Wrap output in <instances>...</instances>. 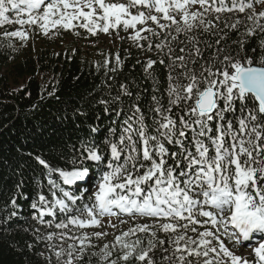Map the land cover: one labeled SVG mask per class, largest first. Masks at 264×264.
Returning <instances> with one entry per match:
<instances>
[{"label":"snow or ice","instance_id":"obj_1","mask_svg":"<svg viewBox=\"0 0 264 264\" xmlns=\"http://www.w3.org/2000/svg\"><path fill=\"white\" fill-rule=\"evenodd\" d=\"M10 12H15L14 19L9 18ZM226 12L246 14L252 23L247 35L257 29L264 33V0H231L230 4L229 0H0V25L21 26L20 30L3 33L6 38L26 40L29 33L23 30L24 25H37L47 35L57 26L75 29L73 22L82 20L79 27L92 35L108 33L121 25L124 31L131 28L134 32L129 39L141 48L143 44L138 42L147 41L149 51L153 48L150 37L163 35L154 46L158 53L167 49L168 106L165 108L161 98L153 95L155 134H149L143 112L133 104L132 115L125 119L118 139L103 141L107 152L95 141H81L79 149L73 146L70 170L53 169L36 157L50 176L58 173L63 185L74 186L75 190L50 178L52 199L39 194L31 204L38 211L34 219L52 226L44 216L56 215L58 209L64 219L54 226L64 230L69 225L81 229L99 226L105 216L152 220L116 237L112 248L119 244L122 249L117 258L111 259L113 252L107 244L101 253L93 252L101 264H127L133 258L137 264H264V56L254 61L225 52L221 42L227 33L220 35L219 24L236 29L244 23L240 19L231 24L222 21ZM24 14L27 19L22 18ZM199 31L219 37L210 57H205V51L213 45L194 34ZM180 35L186 42L173 47ZM116 61L120 63L118 54ZM108 62L106 59V66ZM155 63L149 59L146 71ZM121 89L131 96L126 85ZM173 109H179L176 118ZM91 131L99 129L92 127ZM110 132L114 135L116 130ZM166 145H176L178 150L170 152ZM93 178L95 184L91 183ZM12 204H16L15 199ZM201 228L203 231H199ZM138 232L150 235L148 247L140 248V239L125 242L126 237ZM158 232L168 236L170 252ZM221 236L237 244L254 241L258 245L252 249L256 259L250 262L234 254ZM54 237L73 241L67 248L48 245L57 264H82L92 247L86 233L75 236L68 231L53 232L44 239L52 241ZM157 248L163 253L159 261L153 258ZM47 259L52 264L51 257Z\"/></svg>","mask_w":264,"mask_h":264},{"label":"trees","instance_id":"obj_2","mask_svg":"<svg viewBox=\"0 0 264 264\" xmlns=\"http://www.w3.org/2000/svg\"><path fill=\"white\" fill-rule=\"evenodd\" d=\"M8 15L10 19L15 18V12ZM236 19L244 21L236 29L226 28L222 22L219 24L222 29L220 35L227 33L221 47L233 56L239 53L241 58L258 60L264 56V48L261 47L264 33L257 29L253 35L246 34V29L252 27V23L247 21L245 13L226 12L221 16V20L229 24ZM80 23L83 21L75 22V29L65 30L74 36L76 46L73 48L55 51L42 47L34 53L24 52L17 44V37L6 38L3 35L15 31L16 23L0 25V264H48V257H51L52 264H57L48 247L50 241L44 237L48 233L63 230L56 229L54 225L64 219V214L57 209L56 215L44 216L45 221H52V226L41 224L34 219L38 211L31 204L38 200L41 193L51 201L50 178L66 189L75 190V187L63 185L56 172L50 176L48 169L36 157L45 160L53 169L70 170L73 167V146L79 149L81 141L92 140L101 144L107 152L103 141L118 139L125 127V119L132 115L133 104L138 105L143 112L149 134H155L153 120L157 118V114L151 111L155 107L153 95L161 98L165 108L168 106L167 49L158 53L154 46L163 39V35L159 38L150 37L153 42L151 51L148 50L147 41L138 42L143 44L141 48L125 35L120 38L116 48L96 47L91 52L81 48V41L97 36L79 27ZM194 34L201 41L213 45L205 51V57H210L216 50L215 41L219 37L202 31ZM181 42H186L183 35L173 47L178 48ZM240 42H243L242 48ZM200 46L204 48L203 43ZM117 54L119 64L116 61ZM106 59L109 61L107 66ZM149 59L156 63L146 71ZM160 59H164L165 63L160 64ZM121 85L127 86L131 96L123 94ZM117 96L119 100L115 99ZM100 100L108 103L101 104ZM252 106L249 101V107ZM178 111L173 109L174 118ZM92 127L99 131L92 132ZM110 129L116 130L114 135ZM137 147H140L139 143ZM166 147L170 152L178 150L176 145ZM92 180L96 182L95 178ZM13 199L15 205L12 204ZM145 219L151 220L146 217L142 220ZM188 235L194 236L191 232ZM157 236L165 241L164 248L170 252L168 236L163 232H158ZM222 237L233 248L234 240ZM150 238L148 233L138 232L128 236L125 242L132 243L140 239V248H146ZM29 245L32 247L29 248ZM103 247L88 248L82 264H101L99 256H93L92 253H101ZM109 251L113 252L111 259H115L122 249L120 245H116L115 249L109 245ZM162 256L163 253L157 248L153 258L159 261ZM127 264L137 262L133 258Z\"/></svg>","mask_w":264,"mask_h":264},{"label":"rangeland","instance_id":"obj_3","mask_svg":"<svg viewBox=\"0 0 264 264\" xmlns=\"http://www.w3.org/2000/svg\"><path fill=\"white\" fill-rule=\"evenodd\" d=\"M120 2H126V0H122ZM259 10L260 9L257 8V11ZM132 11L135 12V9H133ZM22 18L27 19V14H24ZM81 21L82 20L74 21L73 23L81 22ZM101 23L103 22L101 21ZM139 27L140 25H137V28ZM20 29H21V26L17 24L16 30H20ZM23 30L27 31L29 33V36L26 40H21L20 38L17 37L18 38L17 44L22 47L24 52L29 51L31 53H34L35 51H37L38 49L42 47H47L55 51H64L65 48H73L74 46H76V44L74 43L75 41L74 36L66 32L65 29H63L60 26H57L56 28H50V31L47 35H45L37 25H32V26L24 25ZM133 32L134 30L131 28H129L128 31H124L122 25L117 27L116 29H110L108 33L98 31L94 35V36H97L96 38L87 37L83 39V41H81V44H82L81 48L83 50L91 51V52H93L96 47L97 48H107V47L116 48L121 37L125 35L130 37L133 34ZM93 182L94 181L92 180L91 183L95 184V182L94 183ZM87 186L88 185H83L82 187H87ZM88 195H91V191H89ZM142 219L143 217L133 218L127 215H119V216H112V217L105 216L101 219V223L99 226L86 227L82 229L78 227H75V228L69 227L67 230L63 229L60 231H56L55 233L68 231L69 235H75V236H81L86 233L90 237L91 245L97 246L98 248V247H103L106 244L107 245L115 244L117 236H120L123 232H127L130 228H134L136 224L152 223V220H148V219L142 220ZM121 220L126 221V222L121 223L120 222ZM109 221H111V223H109ZM112 225H115V227H113ZM97 232L107 233V234L102 235L100 237H96L93 234ZM221 239L224 240L222 236H221ZM72 242L73 241L67 240V239L60 240V239H57L56 237H54L53 240L50 241V243L54 244L57 248H59L61 245L67 248L68 244ZM224 244L234 254L247 257V259L250 262L256 259L255 253L252 251V249L258 245L254 241L243 242L241 244H237L234 240L233 248L232 247L230 248L226 242H224ZM246 250H247V253H246ZM223 259L226 262L229 260V258L227 257H224Z\"/></svg>","mask_w":264,"mask_h":264},{"label":"bare ground","instance_id":"obj_4","mask_svg":"<svg viewBox=\"0 0 264 264\" xmlns=\"http://www.w3.org/2000/svg\"><path fill=\"white\" fill-rule=\"evenodd\" d=\"M246 253H247V250H246ZM250 253V252H249Z\"/></svg>","mask_w":264,"mask_h":264}]
</instances>
